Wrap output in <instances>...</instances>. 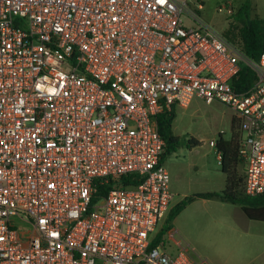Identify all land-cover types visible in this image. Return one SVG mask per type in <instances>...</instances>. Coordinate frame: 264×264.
Here are the masks:
<instances>
[{"label": "built area", "instance_id": "2783aa9c", "mask_svg": "<svg viewBox=\"0 0 264 264\" xmlns=\"http://www.w3.org/2000/svg\"><path fill=\"white\" fill-rule=\"evenodd\" d=\"M192 6L0 0V264H197L152 244L174 198L157 117L195 96L235 112L244 194L264 193V49Z\"/></svg>", "mask_w": 264, "mask_h": 264}, {"label": "rangeland", "instance_id": "374dc122", "mask_svg": "<svg viewBox=\"0 0 264 264\" xmlns=\"http://www.w3.org/2000/svg\"><path fill=\"white\" fill-rule=\"evenodd\" d=\"M244 7L249 18L264 17V0H202L201 9L191 8L203 22L224 34L229 25H239L238 14ZM173 112L171 133L178 145L163 162L174 195L172 207L186 196L224 190L220 155L209 143L216 144L220 137L229 140L235 117L221 102L207 104L197 96L187 108L176 106ZM190 140L199 144L188 148ZM239 173L243 178L244 167ZM171 227L172 234L166 232L163 238L166 249L182 251L197 264L264 263V222L249 220L238 205L198 198L175 217Z\"/></svg>", "mask_w": 264, "mask_h": 264}, {"label": "trees", "instance_id": "16d2710c", "mask_svg": "<svg viewBox=\"0 0 264 264\" xmlns=\"http://www.w3.org/2000/svg\"><path fill=\"white\" fill-rule=\"evenodd\" d=\"M239 25L231 24L224 34L227 40L238 45L243 53L254 62L259 58L264 49V18H249L245 7L238 14ZM254 73L246 66H241L238 81L234 80V86L242 91L253 82ZM174 120L173 110L164 111L157 117V126L160 136L163 138L165 147L163 149L160 163L163 164L167 153L174 150L178 145V138L171 133V125ZM239 122L234 117L231 126V138L224 140L222 137L216 143V148L220 154L221 172L225 178V188L221 193H200L184 197L179 203L173 206L167 216L166 224L153 240L156 245L170 229L171 222L194 200L217 198L225 203L240 206L246 218L252 221L264 222V193L258 197H248L244 194V176L239 173V168L244 167L245 162L239 155L240 147ZM199 143L190 140L187 147L192 148ZM127 186H134L139 182L136 175L123 177Z\"/></svg>", "mask_w": 264, "mask_h": 264}, {"label": "crops", "instance_id": "0c3cea01", "mask_svg": "<svg viewBox=\"0 0 264 264\" xmlns=\"http://www.w3.org/2000/svg\"><path fill=\"white\" fill-rule=\"evenodd\" d=\"M264 18V17H263ZM172 208V205H171V207H170V209ZM170 209H169V211H170ZM168 211V212H169ZM168 214V213H167ZM166 217H167V215H166ZM166 217L163 219V221H161V224L159 225V229H158V231H157V234H156V230H155V232L153 233V235H152V237H156L157 235H158V233L163 229V227L165 226V224H166V221H165V219H166ZM174 221V220H173ZM172 223V222H171ZM158 227V226H157ZM157 229V228H156ZM172 232H173V229H172V227H171V224H170V229L167 231V233H168V235L170 236L171 234H172ZM165 236V235H164ZM164 238V237H163ZM264 264V263H263Z\"/></svg>", "mask_w": 264, "mask_h": 264}]
</instances>
